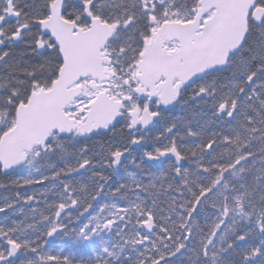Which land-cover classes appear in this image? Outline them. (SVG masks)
Listing matches in <instances>:
<instances>
[{
  "label": "snow or ice",
  "instance_id": "6c2138e0",
  "mask_svg": "<svg viewBox=\"0 0 264 264\" xmlns=\"http://www.w3.org/2000/svg\"><path fill=\"white\" fill-rule=\"evenodd\" d=\"M0 176V264H264V0H0Z\"/></svg>",
  "mask_w": 264,
  "mask_h": 264
},
{
  "label": "flooded vegetation",
  "instance_id": "af4514ba",
  "mask_svg": "<svg viewBox=\"0 0 264 264\" xmlns=\"http://www.w3.org/2000/svg\"><path fill=\"white\" fill-rule=\"evenodd\" d=\"M167 170V165H163L160 169L159 172H164ZM133 172H136L137 170H132ZM12 177H8V179L6 181H2L5 184L10 183ZM15 189L11 190V191H6L3 189H0V198H3L4 196H14L15 195ZM21 203H23V201H21ZM3 214H0V217H2ZM81 220H83V222L87 223V214H85V217H82ZM2 222V221H0ZM75 222V221H74ZM71 227V225H70ZM111 239L115 240L116 237L115 235L111 236ZM63 250L64 254H69L71 253V255L76 259V260H80V259H86L88 257V252L87 251H82L79 250L78 248H74L71 246L70 241H65L64 239H57L55 245H53L51 248L48 249V251H56L59 252Z\"/></svg>",
  "mask_w": 264,
  "mask_h": 264
},
{
  "label": "trees",
  "instance_id": "16d2710c",
  "mask_svg": "<svg viewBox=\"0 0 264 264\" xmlns=\"http://www.w3.org/2000/svg\"><path fill=\"white\" fill-rule=\"evenodd\" d=\"M139 178L140 179H145V177L142 174H140ZM7 179H8V177L0 176V182L6 181ZM32 187L36 190L37 195L39 194L40 191H42L41 186H39V185H35V186H32ZM20 191L23 192L24 190L21 189ZM29 194H32V193L29 192ZM104 199H108V197H105ZM101 203H103V200L101 201Z\"/></svg>",
  "mask_w": 264,
  "mask_h": 264
}]
</instances>
